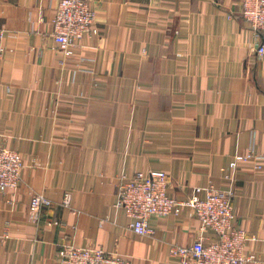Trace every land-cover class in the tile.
<instances>
[{"label":"crops","instance_id":"0c3cea01","mask_svg":"<svg viewBox=\"0 0 264 264\" xmlns=\"http://www.w3.org/2000/svg\"><path fill=\"white\" fill-rule=\"evenodd\" d=\"M59 1L0 0V147L24 161L20 185L0 192V264H58L71 244L180 264L171 246L198 239L188 209L151 218L141 236L115 207L119 183L149 170L166 172L179 200L197 186L232 193L236 226L259 251L264 166L241 157L253 137L264 154V57L240 0H88L99 33L64 62ZM34 194L52 205L33 209Z\"/></svg>","mask_w":264,"mask_h":264},{"label":"built area","instance_id":"2783aa9c","mask_svg":"<svg viewBox=\"0 0 264 264\" xmlns=\"http://www.w3.org/2000/svg\"><path fill=\"white\" fill-rule=\"evenodd\" d=\"M241 16L249 24V29L257 41L256 53L264 57V42L260 34L264 32V0H240ZM53 36L63 62L77 55L83 47L82 41L89 33L98 34L93 28L95 12L88 0H60L53 16ZM0 32V67L5 48ZM61 62V63H63ZM252 160L255 168L264 166V154L256 149L254 137L247 153L241 157ZM24 161L22 154L15 150L0 147V192L17 188L22 180ZM237 161L222 168L223 177L232 180V172ZM169 176L162 170L138 172L129 179L122 180L117 188L115 207L130 219L129 229L135 234H151L150 220L179 215L186 208L196 217L198 239L191 245L173 244L170 256L180 264H263L264 242L259 251L249 249L250 242H257L255 235L236 226V212L232 193H224L213 186H197L193 194L179 200L169 191ZM52 201L43 194L31 197L33 209L50 207ZM63 205H71V193L66 192ZM52 225V222H48ZM209 234L214 237L210 239ZM58 264H133L120 254L106 252L99 247H79L63 245L58 252Z\"/></svg>","mask_w":264,"mask_h":264}]
</instances>
